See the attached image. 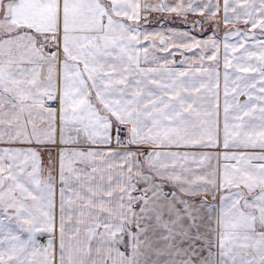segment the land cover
Listing matches in <instances>:
<instances>
[{"label":"snow or ice","instance_id":"obj_1","mask_svg":"<svg viewBox=\"0 0 264 264\" xmlns=\"http://www.w3.org/2000/svg\"><path fill=\"white\" fill-rule=\"evenodd\" d=\"M0 264H264V0H0Z\"/></svg>","mask_w":264,"mask_h":264}]
</instances>
